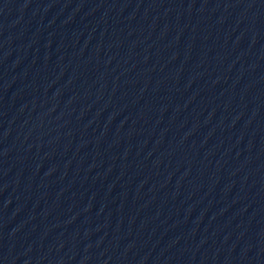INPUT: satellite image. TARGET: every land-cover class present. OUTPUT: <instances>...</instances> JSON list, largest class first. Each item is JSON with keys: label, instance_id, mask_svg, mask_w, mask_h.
<instances>
[{"label": "water", "instance_id": "water-1", "mask_svg": "<svg viewBox=\"0 0 264 264\" xmlns=\"http://www.w3.org/2000/svg\"><path fill=\"white\" fill-rule=\"evenodd\" d=\"M0 264H264V0H0Z\"/></svg>", "mask_w": 264, "mask_h": 264}]
</instances>
